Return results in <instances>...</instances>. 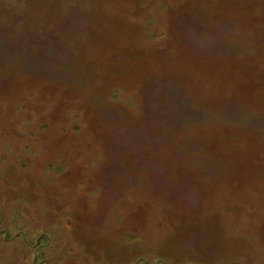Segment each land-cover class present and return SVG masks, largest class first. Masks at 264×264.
<instances>
[{"label": "rangeland", "instance_id": "rangeland-1", "mask_svg": "<svg viewBox=\"0 0 264 264\" xmlns=\"http://www.w3.org/2000/svg\"><path fill=\"white\" fill-rule=\"evenodd\" d=\"M0 264H264V0H0Z\"/></svg>", "mask_w": 264, "mask_h": 264}]
</instances>
